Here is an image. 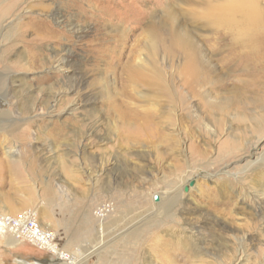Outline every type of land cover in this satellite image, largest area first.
I'll use <instances>...</instances> for the list:
<instances>
[{"label": "rangeland", "instance_id": "1", "mask_svg": "<svg viewBox=\"0 0 264 264\" xmlns=\"http://www.w3.org/2000/svg\"><path fill=\"white\" fill-rule=\"evenodd\" d=\"M11 1L0 20V213L35 211L61 248L87 252L82 264H264L254 168L264 133L246 128L251 108L216 114L180 86V58L158 61L181 103L131 74L135 62L152 66L144 30L179 15L181 1L0 0V13ZM204 51L213 65L227 53ZM60 56L70 57L65 68L55 67ZM240 73L215 95L240 87ZM106 202L114 209L100 218ZM20 242L40 259L26 250L16 260L20 249L5 252L0 237V264L63 263Z\"/></svg>", "mask_w": 264, "mask_h": 264}, {"label": "bare ground", "instance_id": "2", "mask_svg": "<svg viewBox=\"0 0 264 264\" xmlns=\"http://www.w3.org/2000/svg\"><path fill=\"white\" fill-rule=\"evenodd\" d=\"M2 1L6 2V0ZM179 1L182 3L179 15H176L178 12L173 9L168 14L169 16L165 14L166 17L160 18L161 20L155 21L148 26L147 30H144L146 31L145 42L140 45L145 46L151 62L150 65H152L151 68L146 69L147 66L144 61L138 64L135 62L134 65H131L133 67L131 74L146 77L147 79L145 78L146 81H144L147 86L155 90L162 98H166L169 103L176 104L180 101L179 99H183L182 93L178 96L180 88L174 80L166 78V69L158 60L160 56L164 55L165 58L167 56L173 60L174 65H176L175 59L180 58L181 63L177 65V69L178 77L181 80L180 86H183V90L187 89L191 96L200 97V101L209 106L210 109L215 110L216 114L221 115L222 111L223 115L228 114L230 110L237 109V107H241L242 111L251 108V110L249 109L251 113H243L242 119L249 121L246 128L251 127L253 132L263 134L264 0H176V2ZM14 2L11 1L7 6L1 8L0 20H3L7 15L6 13L14 7ZM176 5L180 7V4ZM179 16L183 17L179 19ZM57 19L59 23L62 22L59 18ZM73 25L71 26L77 35L76 37H82V30ZM209 35L212 37L205 41ZM199 42H203V44H199ZM206 48H210L217 56H220L224 51L227 53L221 56V61L213 65L211 56L204 51ZM129 60L130 62L127 64H130L133 58L130 57ZM69 61L70 57H57L55 67L65 68V63ZM236 71H240V74L246 76V78L240 79L242 81L241 86L231 88L226 96L220 97L219 95L217 97L214 92L227 86L228 76L236 75ZM209 90L213 91L215 95L213 100H210ZM158 98L161 99V97ZM241 117L239 118L241 119ZM252 156H254L253 153ZM254 163L257 164L254 168L259 170L256 177L264 188V155L255 159ZM263 188L258 191L261 197L256 195L257 198L261 199L260 206L264 203ZM173 201L161 203L162 211L160 213L164 212L165 209H170ZM101 232L102 236L105 235L104 230ZM91 251L93 252V250ZM86 257L88 256H85L84 259ZM76 258L71 262L63 261L62 264L84 263V259L78 260Z\"/></svg>", "mask_w": 264, "mask_h": 264}, {"label": "built area", "instance_id": "3", "mask_svg": "<svg viewBox=\"0 0 264 264\" xmlns=\"http://www.w3.org/2000/svg\"><path fill=\"white\" fill-rule=\"evenodd\" d=\"M113 209V203H103L97 208L96 215L103 218ZM0 233H9L16 241H26L61 261L71 262L75 260V257H78L75 253L60 247L55 233L44 228L37 213L32 210L24 211L18 215L0 213Z\"/></svg>", "mask_w": 264, "mask_h": 264}, {"label": "crops", "instance_id": "4", "mask_svg": "<svg viewBox=\"0 0 264 264\" xmlns=\"http://www.w3.org/2000/svg\"><path fill=\"white\" fill-rule=\"evenodd\" d=\"M77 234H80V233H77ZM0 237L3 239V243H5L4 244V246H7V248H5V252H9V249L10 248H16L17 247V249H20L16 254H15V259L16 260H21V259H24L25 258V253H24V251H26L27 250V257H29V258H32L33 260H38V259H40V253L39 252H37V250H34L35 248L33 247H31V246H29V245H26V246H22V245H20V243L21 242H19V241H16L14 238H13V236L11 235H8L7 233H5V234H3V233H1L0 234ZM13 240V241H12ZM8 242V243H7ZM12 242V243H11ZM14 242V243H13ZM9 243H11V244H9ZM14 244V245H13ZM1 247H4L3 246V244L2 245H0ZM30 251V252H29ZM87 253V252H86ZM86 253L85 254H83L80 258H76V259H84V257L85 256H87L86 255ZM44 255V254H43ZM42 255V256H43ZM21 258V259H20ZM51 257H48V256H46V257H44V260H46V261H51V259H50ZM87 258V257H86ZM2 259V258H1ZM43 260V259H42ZM51 262H54V261H51Z\"/></svg>", "mask_w": 264, "mask_h": 264}]
</instances>
